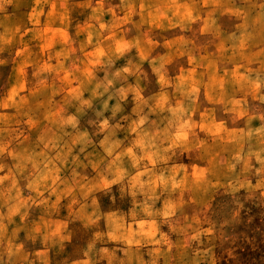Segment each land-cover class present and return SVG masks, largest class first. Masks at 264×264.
<instances>
[{
	"label": "rangeland",
	"instance_id": "rangeland-1",
	"mask_svg": "<svg viewBox=\"0 0 264 264\" xmlns=\"http://www.w3.org/2000/svg\"><path fill=\"white\" fill-rule=\"evenodd\" d=\"M23 1L20 16L27 6ZM67 1L72 2L71 13L63 11L61 44L47 48L41 61L15 70L19 83L9 91V66L16 55L14 46L4 50L0 97L8 93L15 99H0V171L8 165L20 171L21 163L30 160L23 168L31 173L40 158L45 160L47 176L53 168L71 181L108 175V186L95 178L94 191L106 188L101 198L90 200L119 210L107 216L114 228L126 230L134 220L155 217L171 241L173 264H264V0H252L248 7H221L216 11L217 32L201 34L194 23L188 28L191 39L181 38L189 40L188 50L213 51L225 66L242 61L251 68L247 72L254 87L248 94L246 116L218 104L220 114L234 127L215 137L198 134L194 120L187 116L191 111L172 109L177 90L155 93L160 84L150 58L139 60L134 49L95 59L88 55L95 42L99 48L103 44L101 31L85 35L89 27L81 20L90 15L89 2ZM240 17L246 18L242 24L248 33L255 32L250 39L243 38L251 45L243 54L229 47L236 40L231 32ZM23 28L21 20L15 24V29ZM163 35L181 36L177 31ZM26 39L16 37L15 46ZM111 48L112 43L107 49ZM186 63L182 56L168 71H178ZM240 72L219 71V77L228 80L223 87L225 101L245 93L238 80L233 82L241 79ZM189 88L183 84L181 89L197 95V86ZM200 100L204 98L199 94ZM183 125L188 128L187 142H179L180 134H173ZM6 145L10 149L5 150ZM118 192L124 196L118 198Z\"/></svg>",
	"mask_w": 264,
	"mask_h": 264
},
{
	"label": "crops",
	"instance_id": "crops-1",
	"mask_svg": "<svg viewBox=\"0 0 264 264\" xmlns=\"http://www.w3.org/2000/svg\"><path fill=\"white\" fill-rule=\"evenodd\" d=\"M85 1L89 2L90 8L89 17L81 20L89 27L85 35L95 36L96 31H101L103 39L100 48L97 41L87 54L95 59L99 54L104 56L134 49L139 60L150 58L160 84L155 93L170 92L172 88L177 90L178 93L172 94V109L191 111L187 116L194 120L198 134L215 137L233 129L234 126L220 114L218 104H223L226 111L246 116L248 94L254 87L252 74L247 72L251 69L249 64L232 61L225 66L213 51L188 50L189 40L185 39V42L181 38L191 37L188 28L194 23L198 24L201 34L217 32L220 17L216 11L219 8L227 5L248 7L252 0ZM22 2L25 1L0 0V66L5 64L4 50L14 46L16 55L9 66L8 91L19 83L14 79L18 78L14 75L15 70L41 61L39 57L45 55L47 48L56 49L61 44L65 34L63 11L71 13L72 2L67 0H27L23 16H20L18 11ZM20 20L24 24L21 31L15 29ZM245 20L240 17L231 32L236 38L229 46L232 52L243 54L251 49L249 42L242 40L255 36V32L248 33L247 26L242 24ZM171 31H177L181 36L163 35ZM18 36L27 38L25 44L15 46ZM28 40L29 43L34 40L32 47L28 46ZM111 43L112 48L107 49ZM126 43L131 45L125 47ZM182 56L187 57V63L178 71L169 72V67ZM242 69L243 73L240 72ZM219 71L233 75L240 72L241 79L234 78L233 82L236 84L238 80V84L245 87V93L231 95L226 101L222 99L223 87L228 80L219 77ZM196 78H199L197 85ZM183 84L191 87L189 91L197 86V95L184 92ZM199 94L204 101H199ZM13 98L8 93L0 97L5 102ZM173 134H180L179 142L189 140L188 128L184 125ZM4 149L10 148L6 145ZM25 162L26 165L24 161L21 163L20 171L9 165L0 171V264H173L171 241L155 217L141 222L134 220L126 230L114 228L107 216L119 210L114 212L111 207L102 206L100 201L90 200L101 198L106 188L103 186L94 191L95 178L107 185L108 175H91L71 181L55 168L47 176L44 159L38 158V167L31 173L24 171L30 160ZM53 163L61 164V161L53 159ZM199 165L205 167L203 163L199 162ZM116 196L124 195L118 192Z\"/></svg>",
	"mask_w": 264,
	"mask_h": 264
},
{
	"label": "clouds",
	"instance_id": "clouds-1",
	"mask_svg": "<svg viewBox=\"0 0 264 264\" xmlns=\"http://www.w3.org/2000/svg\"><path fill=\"white\" fill-rule=\"evenodd\" d=\"M125 71H127L126 69H125ZM109 83H111V81H109ZM84 103H87V101H85ZM105 108H107V104L105 103ZM113 115H115V112H113ZM144 121L143 120H141L140 121V123H143ZM75 126V125H74ZM103 127L104 128H107L108 127V121L107 120H104L103 121ZM103 130V129H102ZM133 130H135V129H133ZM103 143V142H102ZM170 147H171V145H170ZM131 151V149H129V152ZM164 157L163 156H159L158 157V159H163ZM112 182H115V180H113ZM67 237H61V239H66Z\"/></svg>",
	"mask_w": 264,
	"mask_h": 264
}]
</instances>
